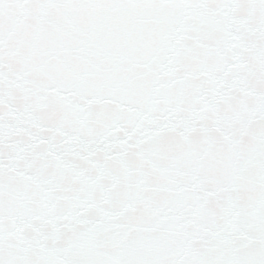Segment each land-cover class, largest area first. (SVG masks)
Listing matches in <instances>:
<instances>
[{
  "label": "snow or ice",
  "instance_id": "snow-or-ice-1",
  "mask_svg": "<svg viewBox=\"0 0 264 264\" xmlns=\"http://www.w3.org/2000/svg\"><path fill=\"white\" fill-rule=\"evenodd\" d=\"M0 264H264V0H0Z\"/></svg>",
  "mask_w": 264,
  "mask_h": 264
}]
</instances>
